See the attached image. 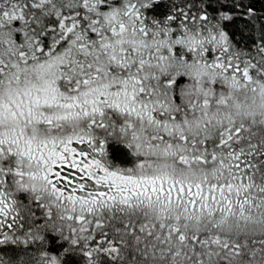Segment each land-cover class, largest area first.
<instances>
[{"label": "snow or ice", "instance_id": "6c2138e0", "mask_svg": "<svg viewBox=\"0 0 264 264\" xmlns=\"http://www.w3.org/2000/svg\"><path fill=\"white\" fill-rule=\"evenodd\" d=\"M216 3L0 0V246L264 264V28L241 47L225 22L255 24L252 5Z\"/></svg>", "mask_w": 264, "mask_h": 264}, {"label": "trees", "instance_id": "16d2710c", "mask_svg": "<svg viewBox=\"0 0 264 264\" xmlns=\"http://www.w3.org/2000/svg\"><path fill=\"white\" fill-rule=\"evenodd\" d=\"M170 0H160L159 7L154 9L152 12L147 13L148 15H157L161 18L168 11V5ZM199 6L203 4L206 10L215 15L219 5L216 0H195ZM227 2V0H226ZM244 4H251L253 11L256 14V23L251 24L243 18L236 19L232 23L225 22L226 30L230 33H234V39L240 41L241 47L247 45L251 47V41L255 40L261 35V30L264 28V0H243ZM210 5V7H209ZM109 154L113 163L120 166H130L127 162L130 161V157L127 155V149L123 145L112 142L109 145ZM22 199H26L21 196ZM46 240L44 242V250L51 251L49 254H59L68 245L65 241H62L55 232H49L45 234ZM36 245L27 247L24 245L17 246H0V260L7 262L11 261L13 264H24V261L36 252ZM26 249V251H25ZM62 264H84L82 256L78 253H65Z\"/></svg>", "mask_w": 264, "mask_h": 264}, {"label": "clouds", "instance_id": "9594fccd", "mask_svg": "<svg viewBox=\"0 0 264 264\" xmlns=\"http://www.w3.org/2000/svg\"><path fill=\"white\" fill-rule=\"evenodd\" d=\"M260 101L259 98H257V105H259ZM259 111V109H257Z\"/></svg>", "mask_w": 264, "mask_h": 264}]
</instances>
